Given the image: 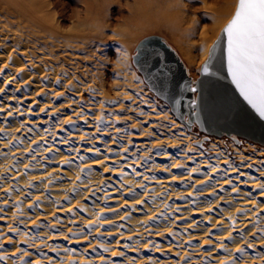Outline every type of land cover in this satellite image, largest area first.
Masks as SVG:
<instances>
[{"label":"bare ground","instance_id":"1","mask_svg":"<svg viewBox=\"0 0 264 264\" xmlns=\"http://www.w3.org/2000/svg\"><path fill=\"white\" fill-rule=\"evenodd\" d=\"M96 1L64 29L45 0H0V264H264V152L235 146L234 158L216 140L209 154L188 150L154 133L153 104L89 71L84 103V71L59 65L103 38ZM132 1L134 18L209 12L212 35L235 2ZM109 106L141 125L121 126Z\"/></svg>","mask_w":264,"mask_h":264},{"label":"rangeland","instance_id":"2","mask_svg":"<svg viewBox=\"0 0 264 264\" xmlns=\"http://www.w3.org/2000/svg\"><path fill=\"white\" fill-rule=\"evenodd\" d=\"M45 1L48 3L50 13L58 19L57 21H59L61 28L64 29L69 28L70 25L77 20L74 13H79L81 16L85 13L84 0ZM89 1L92 2L93 0ZM207 1L210 4L214 3L213 5L215 6H219L223 3V0ZM96 2L98 6L95 5V7L97 6L99 8V12L96 14L94 22L100 23L103 30V38L97 41L99 43L96 45L86 46L84 53L80 54L81 56H85L83 61L84 65H82L83 62H80V64L71 63L68 56H64L65 60H60L59 65L62 64L63 68H69L70 71L73 69L75 72L84 71V81H86L88 86L90 83H93V81L88 79L90 76H85V72H94L93 75L106 80L108 86L119 89V91H127L130 93L137 99V104L141 103L139 106H144V108L149 109L151 104H153L156 110H159L161 113L160 117L154 118L151 116L152 120L155 122L153 125V127H155L153 128L154 133L171 135L185 145L188 150L196 147L202 149L206 154H209L211 153V151L208 150L210 142L216 140L220 147L224 149L225 153H228V155L234 158H236V156L233 155L235 146L240 147L246 154L258 153L260 151L264 152V145L242 137H236L238 139L236 140L233 136L208 134L201 131L196 124H193L189 129L184 122L177 119L169 104L157 97L149 89V86L132 62V53L136 43L146 35L159 34L178 51L188 67L189 74L193 79H196L199 76L200 66L204 60L203 53L206 51L205 49L207 48L206 54H208L210 44H212L217 37L221 27L232 16L237 0L234 2L230 14L219 23L213 35L212 32L206 30L207 24H210L211 15L209 12L203 10L198 13L188 10L186 12L187 17L181 19L180 17L182 16L179 14L175 15L176 13L173 12L174 14L170 13L167 15L164 8H158L152 10V12L147 15L134 18L129 15V10L124 0H121L120 3L112 1L99 4V0ZM129 2L132 3L133 1L129 0ZM117 29L121 32L117 33ZM127 30H131L132 34L130 35L129 41L123 42L122 33ZM40 42L43 43L42 41ZM189 43L193 45L192 49H194L193 51L198 61L195 72H193V63L187 57L186 49L190 48ZM52 44L53 50L60 47L59 41L57 40H53ZM54 53H56V51ZM76 58L79 62L80 58ZM75 65L77 66L76 68L74 67ZM90 89H92V87L89 86V88L84 89L82 93V100L84 103H87L92 96ZM116 101L118 102L119 100ZM119 102L122 105H126L128 99L126 98V100ZM115 107L116 106H109V108L115 112L114 117L118 119L121 126L129 125L132 127L141 125V117H139L138 113L134 112L133 109L128 107L125 109H123V107L115 109ZM183 126L185 127V133L188 134L185 139L180 136V133L183 131ZM260 156H263V154L260 153Z\"/></svg>","mask_w":264,"mask_h":264},{"label":"water","instance_id":"3","mask_svg":"<svg viewBox=\"0 0 264 264\" xmlns=\"http://www.w3.org/2000/svg\"><path fill=\"white\" fill-rule=\"evenodd\" d=\"M228 21L210 45L196 79L189 74L178 51L159 34L146 35L137 42L132 62L149 89L167 102L189 129L196 124L208 134L233 136L236 140L242 137L264 145V118L240 95L228 73L227 40L223 34ZM214 45L209 71L205 73L202 69Z\"/></svg>","mask_w":264,"mask_h":264},{"label":"snow or ice","instance_id":"4","mask_svg":"<svg viewBox=\"0 0 264 264\" xmlns=\"http://www.w3.org/2000/svg\"><path fill=\"white\" fill-rule=\"evenodd\" d=\"M223 34L227 40V69L232 83L264 118V0H237ZM214 51L215 45L203 66L205 73L209 71Z\"/></svg>","mask_w":264,"mask_h":264}]
</instances>
